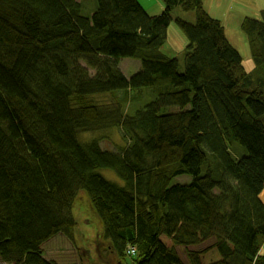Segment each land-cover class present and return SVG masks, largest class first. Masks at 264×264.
I'll return each instance as SVG.
<instances>
[{
	"label": "trees",
	"instance_id": "obj_1",
	"mask_svg": "<svg viewBox=\"0 0 264 264\" xmlns=\"http://www.w3.org/2000/svg\"><path fill=\"white\" fill-rule=\"evenodd\" d=\"M142 1L0 0L3 264H58L42 246L73 241L76 197L97 225L96 264H264V9L240 24L248 68L204 0H162L155 16ZM171 23L187 37L175 56ZM126 57L141 64L131 76ZM107 125L121 130L112 149L81 136ZM212 248L220 259L203 263Z\"/></svg>",
	"mask_w": 264,
	"mask_h": 264
},
{
	"label": "rangeland",
	"instance_id": "obj_2",
	"mask_svg": "<svg viewBox=\"0 0 264 264\" xmlns=\"http://www.w3.org/2000/svg\"><path fill=\"white\" fill-rule=\"evenodd\" d=\"M151 2L154 3L155 0H151ZM227 2L228 0H204V5L206 4L205 9L211 14L212 17L221 19L226 28L228 37L231 39V42L237 48H239V51L241 52L244 58L246 66L248 68H251L254 63L253 59L250 58L251 54L250 49L247 45L248 41L246 37L240 32V22L243 17L242 15L246 12L247 7H249L250 10L254 7H256L257 9H264V0H242L241 3H234L235 0H231L230 2ZM141 4L145 7V9H147V5L149 6L146 0H143ZM163 9L164 5H162L160 9H157L158 13L156 14L161 13ZM148 13L152 16L156 15L154 14L153 10H151L150 12L148 11ZM194 14V11H184L181 8H177L174 10L175 16L181 15L189 21L195 20ZM182 40H187V37L176 24L174 25V23H171L168 28V43L165 46V48H167L165 51L166 54L169 56H175L177 48L179 46H182L183 44ZM183 47L181 49H183ZM120 61L121 62H119L117 65L120 67V69L124 72L126 76L133 75L141 67L140 61L133 58L126 57ZM79 63L83 67L89 69L90 73L92 72L91 74H94L96 72V69L89 67L84 60H80ZM138 94L143 93L140 92ZM122 96L123 93L121 92L102 94L98 96L99 99L102 101L99 103L101 105L111 107L113 104H118L119 101H121ZM147 97H149V95L145 93L142 97L143 101L138 103V105L144 103ZM136 107V104L131 103V105H128L123 108L121 113H131V111H133ZM100 128L101 129H97L92 132H83L81 133V136L85 141H91L95 138L100 140L102 146H104V148L106 149L114 148L117 145L116 141L119 139V134L121 130H118V127L116 126L108 125L102 126ZM118 142L121 143L122 140ZM100 171L107 179L115 181L121 185L123 184V181L114 170L100 169ZM191 179L192 177L190 175L185 174L176 177L174 179V183L189 182L191 181ZM262 194H264V192ZM75 199L76 201H73V205L71 206V208L73 209L72 216L74 219V226L71 232L73 234V238L75 239V248L72 247L70 250H68L71 244L68 238L64 236V234H60L62 236H59L58 239L52 237L44 242L45 247H54L56 250L48 254L43 253V255L45 258L52 259L58 264H96L97 261L94 259L96 252L97 250L99 251L102 248V243H98L99 239L97 225L93 217H91L86 212V210L82 208L77 197ZM164 241L169 245L171 244V240L167 237H165ZM210 243L212 242H210V240H207L203 243H196L190 245L187 247V249L203 250L204 248L209 246ZM187 249L185 246L182 245L177 246L178 253L183 260L187 258ZM203 255V258L206 260V262L203 263H210L211 261L220 259V253L216 248L210 249L209 251L203 253ZM90 256L92 257V260L90 259ZM56 259H61L62 261H58ZM0 264L3 263L0 261ZM98 264H101L100 260L98 261Z\"/></svg>",
	"mask_w": 264,
	"mask_h": 264
},
{
	"label": "crops",
	"instance_id": "obj_3",
	"mask_svg": "<svg viewBox=\"0 0 264 264\" xmlns=\"http://www.w3.org/2000/svg\"><path fill=\"white\" fill-rule=\"evenodd\" d=\"M147 1V3L149 4V6L147 5V10L150 12L151 10H153L154 11V14H156V13H158V10L157 9H160V7L162 6V0H155V2L154 3H152L151 2V0H146ZM228 1H231V0H228ZM235 1H242V0H235ZM235 3V2H234ZM232 4V3H231ZM235 5V4H234ZM243 17H244V14L242 15ZM243 17H242V19H243ZM223 19V18H222ZM242 21V20H241ZM240 24H241V22H240ZM262 196H264V194H262ZM75 235V234H74ZM59 236H62V235H60V234H58V235H56L55 236V239H58V237ZM64 236H66L67 238H68V240H69V242H70V244H71V246L68 248V250H70L72 247L73 248H75V239L73 238V235H72V238H73V241L67 236V235H64ZM100 237V236H99ZM67 241V240H66ZM107 246V245H106ZM105 246V252H107V250H106V247ZM56 249L54 248V247H45V245L43 246V253L44 254H48V253H51V252H53V251H55ZM262 253H264V248H263V250H262ZM204 257V256H203ZM92 257L90 256V259H91ZM56 260H58V261H62L61 259H56Z\"/></svg>",
	"mask_w": 264,
	"mask_h": 264
},
{
	"label": "bare ground",
	"instance_id": "obj_4",
	"mask_svg": "<svg viewBox=\"0 0 264 264\" xmlns=\"http://www.w3.org/2000/svg\"><path fill=\"white\" fill-rule=\"evenodd\" d=\"M261 199L264 200V196H261ZM201 259H202V262H206V260L202 256H201Z\"/></svg>",
	"mask_w": 264,
	"mask_h": 264
}]
</instances>
